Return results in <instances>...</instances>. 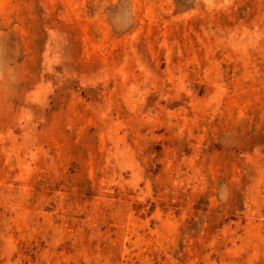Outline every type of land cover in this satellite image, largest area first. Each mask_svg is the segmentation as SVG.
<instances>
[{
	"label": "rangeland",
	"instance_id": "374dc122",
	"mask_svg": "<svg viewBox=\"0 0 264 264\" xmlns=\"http://www.w3.org/2000/svg\"><path fill=\"white\" fill-rule=\"evenodd\" d=\"M0 264H264V0H0Z\"/></svg>",
	"mask_w": 264,
	"mask_h": 264
}]
</instances>
